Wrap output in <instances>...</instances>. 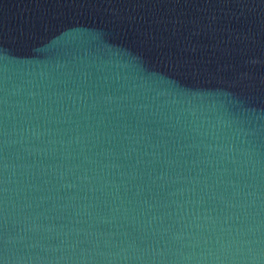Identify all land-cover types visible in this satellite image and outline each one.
Masks as SVG:
<instances>
[{
  "label": "water",
  "instance_id": "1",
  "mask_svg": "<svg viewBox=\"0 0 264 264\" xmlns=\"http://www.w3.org/2000/svg\"><path fill=\"white\" fill-rule=\"evenodd\" d=\"M0 264H264V0H0Z\"/></svg>",
  "mask_w": 264,
  "mask_h": 264
}]
</instances>
